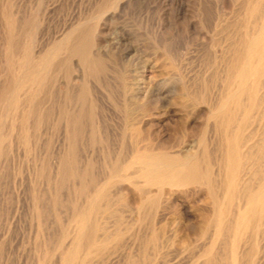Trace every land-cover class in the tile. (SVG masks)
<instances>
[{"label": "rangeland", "instance_id": "1", "mask_svg": "<svg viewBox=\"0 0 264 264\" xmlns=\"http://www.w3.org/2000/svg\"><path fill=\"white\" fill-rule=\"evenodd\" d=\"M11 1H15L13 8L17 9V14L19 12L20 15L26 10V15L28 13L33 19L37 17L38 22L41 23L35 36H33L37 40L34 46L35 53L41 47H48L45 43L50 36H55L56 40L61 38L70 29V26L72 27L77 23L81 14L84 16L90 14L89 16L92 17L97 15L105 23V29L103 28L100 33L101 37L103 36L101 43L94 47V51H99L97 60L99 64L97 62L90 63L94 65V68L91 67L92 65L89 66L90 70L88 66L81 65L83 62L78 61V57H73L74 77L70 85L75 87L74 91L68 89L69 85H66L64 70L57 71L54 73L53 86L51 83V90L49 88L48 91L50 97L46 95L48 92L43 91L42 84L28 86L22 90H25V94L22 92L19 97V99L21 98L19 102H22H17L15 109L12 108L6 116H3V120L1 119L2 115H0V133L3 134L0 151V167H2L0 168V190L2 192V194L0 192V264H60V252L66 251L71 242V232L68 231L74 227V224L69 222L72 209H80L81 205L85 203L86 194L91 193L93 185L95 187L106 185L103 192L100 193L101 197L96 198V206L99 207L97 215L99 214V216L95 215V218L101 222L100 227H104L103 233L100 230L96 234L99 237L106 236L115 228H119L121 232L113 243H108L105 246L104 255H101L102 258L100 256L93 257L91 258L93 262H89L90 264H128V262L131 264V260L133 264H166L167 262V264H205L206 260L209 261L210 259L206 257L209 255L210 257L216 255L215 258H211V264L213 261V264H226L221 251L223 249L219 242L221 240L216 242L209 255L205 252L210 240L209 235L202 237L203 239H200L199 242L198 240L195 241L197 236L193 234V230L197 227L200 217L196 205L200 203V200L191 201L174 190L170 196L169 204L165 206L167 209L165 208L166 211L164 210L162 216L159 215L160 218L162 217L159 220L157 213H160V208L156 212V209H150L146 204L143 206V201L138 196L130 199L129 202L127 201L125 207L120 202L117 203L120 201L118 198H121L118 196L124 191L126 184L120 180H113L112 184L107 185L108 181L106 182V180L110 172L118 171L120 168L123 169L121 170L123 172L133 174L135 167L130 162L139 154L138 150H143L145 146L153 147L152 150L154 149V151L167 150L173 154L185 155L188 152L201 149V147L198 148L201 144L199 142L201 133L215 137L213 139L216 143L218 133L215 136L213 118L207 112L209 103L214 105L222 96L221 92L223 94L225 90L224 84L227 83V80L223 76L226 75L227 60L232 55V50L237 48L236 44L238 37H240L241 28L239 27L240 24L238 26L236 24L240 22L237 20L242 18L239 15L243 16L241 4L243 6L244 0H213V2L211 0L210 6H207L209 0H202L204 3L201 0H123L114 14L112 13V6H105L108 0ZM205 1L207 7H204ZM263 1L259 0L260 6H263ZM202 7L207 10L204 12ZM5 8L4 0L3 3L0 0V19L2 20H0V76L5 71L4 56L7 38L4 30L7 28L5 25H9L6 23L7 17L3 14ZM101 9L105 10L96 14ZM208 15H210L209 19ZM168 16H170L169 21H167ZM165 18L166 20H163ZM251 19L253 20V18ZM236 27H239L240 30ZM232 28L236 29L233 30ZM154 30L156 32L155 38L153 37ZM167 30L171 31L170 39L173 45L171 51L173 54L171 53L170 56H167L163 48ZM235 37L237 38L235 39ZM26 43L32 45L34 41L27 40ZM125 48H130V51L122 59L118 54L120 50ZM229 49H231L230 52ZM223 61L226 62L221 63ZM134 66L138 73H136L137 75L134 74L136 75L134 76L135 80L132 79L133 75L130 76L131 71L129 70ZM98 67L101 68L98 69ZM157 68L159 71H156ZM166 75L171 77V82L167 88L164 87V80L167 81ZM35 87L37 88L36 91ZM86 92L91 97V102L89 100L83 102L80 115L76 117L77 121L73 122V124L75 123L72 133L75 144L74 164H76V172L73 170L72 173L75 177L70 176L67 170H61L59 175L66 176L68 174V176H64V178L58 175V180L61 179V181L59 182L60 188H58L59 183L56 182L55 187L57 186L58 189L56 188L55 196L53 194L55 179L53 163L56 162L54 156L57 159L58 148L59 151L62 149L65 135L68 138L71 137V132L65 125L66 121L63 116L72 111L69 102L71 101L73 104ZM204 93H206V97H204ZM30 98L33 101L29 104ZM49 109L51 110L49 111ZM262 115L264 116V112ZM257 118L256 123H254L255 120L249 123L246 131H251L250 128L252 130L258 128L260 123H262L260 127L263 125L264 117L260 121ZM2 123H5V126ZM205 130L206 132H204ZM209 132L211 133L208 134ZM256 139L257 137L250 139L247 144L254 143ZM21 179L23 181H20ZM67 179H70L69 182ZM20 182L23 183L22 186ZM122 183L125 185L123 186ZM148 189L151 190L150 194H155V186ZM119 190L122 192L120 193ZM16 192L19 194V198L16 197ZM50 197L57 199H54L55 205L51 204ZM17 198L19 199L18 202ZM34 201L38 202L35 203ZM65 203L67 206L64 205ZM40 205L48 212L42 206L39 207ZM52 205L54 211H52ZM42 208L43 210H41ZM38 211L40 214L36 213ZM42 213H44V217ZM36 214H38L39 219ZM53 219L56 220V224H54L56 227L52 224ZM162 222L166 223L165 230L166 233H169V238L173 244L172 250L166 255L163 250H160L161 252L156 251L157 254L153 250L152 253L151 245L146 243L148 236L152 233L151 231H157L159 223ZM42 223L45 224L44 227H42ZM152 224L155 225V228ZM52 228H56L57 231ZM49 229L51 230L48 233ZM51 231L53 234L56 231L57 234L55 233L53 236ZM66 231L69 234L65 233ZM262 242L264 244V238ZM107 247L112 250L109 251ZM106 249L110 252L109 254ZM213 251L216 254H212ZM218 256L223 261L222 263ZM133 258L135 259L133 260ZM205 258L207 259L205 260ZM106 259L109 260L106 261ZM163 260H166V263H163Z\"/></svg>", "mask_w": 264, "mask_h": 264}, {"label": "bare ground", "instance_id": "2", "mask_svg": "<svg viewBox=\"0 0 264 264\" xmlns=\"http://www.w3.org/2000/svg\"><path fill=\"white\" fill-rule=\"evenodd\" d=\"M122 1L123 0H108V3H106L107 5H105V6L106 7L112 6V8H113L112 13L114 14L116 8L118 6H120ZM219 1H221V0H219ZM13 2H15V1H13ZM13 2L11 0H4V7H6V8H5V10L3 9L4 10L3 14L7 17L6 23H8L9 25L8 26L5 25L7 28L4 27L6 29L4 31L6 32L7 47H6V53L4 56L5 71H4V74L2 76H0V85H1V88H0V115H2V118H1L2 120H3V116H6L12 110V108L15 109L16 103L19 102L21 99V98L19 99V97L21 96L22 92L24 93V91H25V90L22 91L24 88H27L28 86H32V85L34 86V84H40V85L42 84L43 91H45L47 93L49 91L51 83L53 86L54 73L57 71L64 70L66 85L67 86L69 85L68 89L73 90L75 87L72 84L70 85V83L72 82V79L74 77L73 69H72L73 64H74L72 61L73 57H78V61H81V63L83 62V64H81L79 62L81 65H85V67L88 66V68L90 65H92L91 67H93L94 65L90 64V63L97 62V60L99 58L98 57L99 51H96V50L94 51V47L97 46L99 43H101L103 36L101 37L100 33L103 30V28L105 27V23L102 21L101 18L97 17V15L92 17V16H89L90 14L85 15V16L81 14L78 18L77 23L74 26L72 25V27L70 26V29L67 30L66 33H64L61 36V38H59L58 40H56L55 36L51 37L48 34L50 37L48 38V40H46L47 42L45 43L46 45H48V47H45V48L41 47L35 53L34 46H35V44H36L35 42L37 40H35V37H33V36H35L36 30H38L37 28L39 27V25L41 23L38 22L39 20L37 19L36 16H34L36 18L33 19L31 15H28V13L26 15V13H25L26 10L23 12L24 14L20 13V15H19V12L17 14V11H16L17 9H14L15 7L13 8ZM207 2H208L207 6H210L209 4H211V0H209ZM207 2L205 1L204 7L206 6ZM212 2H213V0H212ZM244 2H243V6L241 4V7H243L242 8L243 10L241 11V12H243V16H241V14L240 15L238 14L242 18L240 20H237V22L238 21H240V22H238V23L236 22L237 23L236 25L238 26V24H240L239 27L241 28V33L238 32V33H240V35H239L240 37H238L239 39H237L238 40V43L236 44L237 48H235V50H232L233 53H232V55H230V57L228 56L229 53L227 54V59H228V57H229V59L228 60L226 59L227 60L226 75L224 73L225 70L223 71V73L225 75L223 77H226V80H227V83L224 84L225 90L223 89L224 92H223V94L221 92L222 96L220 97V99L216 103H215V100L213 99L214 103H215L214 105L212 103H209L210 106H209L208 112H207L208 115L213 118L212 121H213V128L215 130L214 131L215 136H216V133H218V138H216L217 139L216 143L214 142L215 139H213L215 137H213V136L211 137V136L207 135L206 133H204L202 135V133L200 132L202 136L200 135L201 138L199 137V139H200L199 142H201V144L199 143L200 146L198 145L199 147L198 146L197 147L198 148L201 147V149L199 151L188 152L185 155L173 154L171 151H167V150H164V151H156L155 150L154 151V149L152 150L153 147L150 148L148 146L146 147L145 145H143V146H145V147H143V150H140V151L138 150L139 154L136 157H134L135 159L133 158V160L130 162L135 167V171L133 172V174H128V172L126 173V171L123 172V171H121L123 169L120 168V169H118V171L110 172L108 174V177H107L108 179L106 180V182L108 181L107 182V185H108L113 180H120L121 182L126 184L124 191L123 192L121 191L122 193L119 190V192L121 194L118 197H121V198L119 199L117 197L118 200H120L117 203L120 202V204H123V206H124L127 201L129 202L130 199H133L135 196H138L139 199L141 201H143V206L146 204L148 208L154 209V210L156 209L155 210L156 212H158V209L160 208V213L159 212L157 213L158 214L157 218H160L159 215L162 216L164 214L163 212L166 208L165 206H167V204H169L170 196L172 195V192L174 190L180 192L182 195L189 198L191 201L192 200H194V201L200 200V203H198L196 205L197 209L199 210V213H200L199 223H198L197 227L193 230V234H195L197 236V238H195V241L198 240V242L200 239H203L202 237H204L205 235L206 236H207V234L209 235L210 240H209V244L205 248V252L208 253V255H209L212 248L215 246L216 242L221 240L219 242H220V245L222 246V249H223L221 251L223 252V257H224L223 260L226 264H256L255 262H257L258 264H264V244L262 242V240L264 238V123L261 127H260V124H262V123L259 124L258 128H255L253 130H252V128H250L251 131H246V128L250 122L255 120L254 123H256L257 117H258L257 118L258 121H260L261 118L264 117L262 115V113L264 112L263 111V109H264V3H263V6H260L259 0H246V1L244 0ZM2 3H3V0H2ZM203 3H202V6H203ZM16 5H14V6H16ZM39 5L40 4H38V6ZM213 5H215V4H213ZM213 7H212V9H213ZM212 9H210V10H212ZM104 10L105 9L98 10L96 14H99V13L103 12ZM206 10H207L206 8H205V10L203 8L204 12ZM36 15H37V13H36ZM38 16H40V15L38 14ZM208 16H209L208 17V19H209L210 15H208ZM168 17H169V19L167 21L170 20V16H168ZM251 18H253V20ZM163 20H166V18ZM232 23L234 24V22H232ZM157 24L160 25V23H157ZM161 24H164V23H161ZM187 25H189V24H187ZM228 26H230V25H228ZM239 27H236V28H239ZM195 28H197V27H195ZM240 28L238 30H240ZM235 29H233V30H235ZM154 32H155V30H154ZM170 32L169 31L167 33L165 32L166 36H164V42L162 41L163 42V48H164L167 56L171 55V53H172L171 51H172V47H173L171 39H170L171 38ZM152 34H153V32H152ZM234 34H235V32H234ZM155 35H156V32H155V34H153L154 38H155ZM236 38L237 37H235V39ZM27 40H29V41L33 40L34 44L31 45L29 43H26ZM236 41H235V43H236ZM116 42H117V40H116ZM22 43H23V45H22ZM160 46L162 47V44ZM232 46H234V45L232 44ZM231 49H229V52ZM128 51H130V48L129 49L125 48L123 50H120L118 56L123 59L125 57V55L128 53ZM141 51L144 53L143 50H141ZM147 59H144V60L147 61ZM223 60H225V59H223ZM167 62H168V60H167ZM225 62L226 61H223L221 63H225ZM153 64H155V63H153ZM160 65H159V67H160ZM167 65L169 66L170 64H167ZM96 66L97 65L95 64V67ZM135 66L133 68L129 69L131 71L130 76L133 75L132 79H134V80H135L134 76H136L138 74ZM77 68H78V66H77ZM88 68H87V71H88ZM99 68H101V67H98V69ZM158 69L159 68H157L156 71H159ZM134 74H136V75H134ZM166 78H167V81L164 80L165 81L164 87L167 88V86H169V84L171 82V80H170L171 77L166 75ZM224 82H225V80H224ZM40 85H39V87H40ZM188 88H189V86H188ZM36 90H37V88L35 89V91ZM50 90H51V88H50ZM71 90H68V91L71 92ZM66 92H67V90H66ZM48 94H49V92L46 94L47 97L49 96ZM29 95H30V93L28 91V96ZM65 95H66V93H65ZM201 95H203V94H201ZM204 95L203 96L206 97V93H204ZM23 96L25 97V95H23ZM26 96H27V94H26ZM80 97L77 100H75L74 102L72 101L73 104L71 103V101L70 102L68 101L70 107H72L71 108L72 111L66 113L63 117L66 121L65 125L67 126L68 130L71 132L70 133L71 137L68 138L67 135L64 134L65 139L63 138L64 141L62 142V145H63L62 149H60V151H59V148H58L57 159H56V156H54V154H53V156L55 157V160H56L55 163H53V161H52L53 166H55V179H54V187H53V194L55 196L57 193L56 192L57 186L55 187L56 182L59 183L61 181V179H60V181L58 180L59 172L61 173L63 170H67V173L69 172L68 174L70 176L71 175L74 176L72 171L75 170L76 164H74V161H75L74 160V158H75V144H74L72 132H74L73 129L75 127V123L73 124V122L77 121L76 117L80 115L81 108H82L81 105L83 104V102L88 101V100L91 102V97L89 96L88 92H86L85 94H82V96H80ZM198 98H199V96H198ZM32 101H33L32 98H30L28 103L30 104V103H32ZM66 101H67V99H66ZM201 101H202V98H201ZM21 102H19V103H21ZM185 109H187V108H185ZM50 110L51 109H49V111ZM90 110H91V108H90ZM35 113H36V111H35ZM47 114H48V112H47ZM38 121H39V119H38ZM4 122H6V121H4ZM208 128H210V127L208 126ZM205 129H206V126H205ZM206 130L208 131V129H206ZM206 130L204 132H206ZM210 133L211 132H209L208 134H210ZM2 135L3 134L0 133V151L2 149V142H3ZM187 136H188V134H187ZM254 137L255 138L257 137L255 142L252 144L249 143V145H248L247 144L248 141ZM3 148H4V146H3ZM2 155H3V153H2ZM55 155H56V153H55ZM53 160H54V158H53ZM0 168H2V167H0ZM52 168L54 169V167H52ZM75 172H76V170H75ZM65 174H66V172H65ZM68 174L66 176H68ZM59 176L64 177L65 175L64 176L59 175ZM64 178H63V180H64ZM69 180L67 179L68 182H69ZM72 180L74 181L73 178H72ZM20 181H23V180L21 179ZM65 181H66V179H65ZM123 183H122V185H123ZM20 184H21V182H20ZM71 184H72V182H71ZM22 185H23V183L21 184V186ZM49 186H51V185L49 184ZM72 186H73V184H72ZM105 186L104 185H101L100 187L99 186L95 187V185H93V187L91 186L92 187L91 193L86 194L85 203L83 205H81L80 209H78V210L72 209L69 222H72L74 224L73 225L74 227L72 228V230L68 231V232H71V240H70L71 242H70L69 247H67L66 251L60 252V260H59L60 264H90L89 262H91V263L93 262L91 260V258L96 257V256L101 257V255L103 256L104 255L103 249L105 248V246H107L108 243H111V242L113 243V241L116 240L117 237H119L118 235L121 232L119 228H115L110 234H108L106 236L99 237L96 234L97 231L101 230V232L103 233L102 230H104V227H100L101 222L97 221V219L95 218V215L97 217L99 216V214L97 215L99 207L96 206V198L101 197L100 193L103 192V189ZM151 186L156 187L155 194H153V193L150 194L151 190L149 191L148 188ZM58 188H60V183H59ZM18 189H19V187H18ZM0 192H1V190H0ZM1 194H2V192H1ZM34 194H33V196H34ZM18 195L19 194L16 192V197ZM58 195H57V198H59ZM150 195H151V197H150ZM42 196H41V198H42ZM107 196H108V194H107ZM109 196H110V194H109ZM18 198H19V196H18ZM18 198H17V202L19 200ZM54 199L55 198H51V204H53V205H55ZM70 199H72V198H70ZM55 200H57V199H55ZM58 201H60V200H58ZM37 202H35V203H37ZM61 202H59V203H61ZM39 203L42 204L40 201H39ZM56 204L58 205V203H56ZM53 205L51 206L52 211H54ZM64 205H66V203ZM41 206L42 205H40L39 207H41ZM45 206H46V204H45ZM43 208L41 210H43ZM103 208L107 209V207H104V206H103ZM35 209H36V205H35ZM41 210L39 209V211H41ZM39 211L36 213H39ZM45 211H46V209H45ZM115 211H117V210L115 209ZM148 211H149V209H148ZM46 212H48V211H46ZM151 212H149V214ZM43 214L44 213H42V216H43ZM154 214H152V215H154ZM196 214H198V213H196ZM92 215L94 217H90ZM36 216L38 217V214H36ZM161 218L159 220H161ZM38 219H39V217H38ZM41 222H42V220H41ZM52 222H53L52 223L53 226L56 227V225H54V224H56V220L53 219ZM43 223H42V227L45 226V224H43ZM152 223H153V220H152ZM159 224L160 225L158 226L157 231H151L152 233L150 232L151 234L148 236L146 243L151 245L152 253H153V250L155 252L158 250H159V252H161L160 250H163V253L166 255L169 253L170 250H172L173 244H172L171 239L169 238V235H168L169 233H166V230H165V227H166L165 224L166 223L164 224V222H162ZM40 226H41V224H40ZM154 226L155 225H153V227ZM120 227H122V226H120ZM54 229L56 230V228H54ZM50 230L51 229H49L47 232L49 233ZM151 230H153V229H151ZM154 230H156V229H154ZM56 231H55V233L57 234ZM52 232L53 231H51V233ZM68 232L66 231L65 233H68ZM48 233H47V235H49ZM63 233H64V231H63ZM107 233H108V231H107ZM54 234H53V236H54ZM60 236H62V234ZM120 236H122V235H120ZM68 237H69V235H68ZM44 238H45V236H44ZM59 243H60V241H59ZM217 245L219 247V244H217ZM59 246H60V244H59ZM111 247H112V245H111ZM186 247H188V246H186ZM215 248H214V251H215ZM107 249L109 251L112 250V249L110 250L108 247H107ZM107 249H106V251H107ZM214 251L212 254H214V253L216 254V252H214ZM186 252H188V251H186ZM109 253L110 252H108V254ZM156 254H157V252H156ZM161 255H163V254H161ZM221 255H220V257H221ZM188 256H190V255H188ZM215 256H212V257H210V255L206 256V257L210 258L209 259L210 264H211V258H213V257L215 258ZM218 258H219V256H218ZM94 259L96 260V258H94ZM134 259L135 258H133V260ZM206 259L207 258H205V260ZM107 260H109V259H106V261ZM209 261L206 260V263L208 264ZM220 261H221V263L223 262L221 259H220ZM130 262H131V264H133L132 260ZM213 262H212V264H213ZM217 262H218V260H217ZM163 263H166V260L165 261L163 260ZM128 264H130V263L128 262Z\"/></svg>", "mask_w": 264, "mask_h": 264}]
</instances>
